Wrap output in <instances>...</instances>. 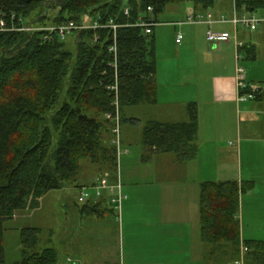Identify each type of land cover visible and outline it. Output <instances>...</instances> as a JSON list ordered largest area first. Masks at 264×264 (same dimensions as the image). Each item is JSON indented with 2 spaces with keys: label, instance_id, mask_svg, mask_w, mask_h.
<instances>
[{
  "label": "trees",
  "instance_id": "16d2710c",
  "mask_svg": "<svg viewBox=\"0 0 264 264\" xmlns=\"http://www.w3.org/2000/svg\"><path fill=\"white\" fill-rule=\"evenodd\" d=\"M176 2H191L196 11H207L214 10L218 0H0V14L9 24L11 13L35 25L90 23L96 18L121 24L117 40L122 113L127 106L158 100L154 32L146 34L143 27L127 24L141 17L158 23L166 6ZM238 7L259 13L264 0H238ZM99 33L94 42L92 30L67 40H45L39 32H0V264H59V251L41 246L42 229L32 226L21 230V258L7 263L5 223L19 211L38 208L50 190L75 183L85 159L112 171L117 167L114 122L107 118L117 110L115 91L109 88L115 81L108 50L113 33ZM196 127V111L188 122L151 121L144 130V144L187 160L195 154L190 144ZM200 185L202 241L238 246L240 195L253 184L224 180ZM244 243L246 264L249 258L250 264H264V242Z\"/></svg>",
  "mask_w": 264,
  "mask_h": 264
},
{
  "label": "crops",
  "instance_id": "0c3cea01",
  "mask_svg": "<svg viewBox=\"0 0 264 264\" xmlns=\"http://www.w3.org/2000/svg\"><path fill=\"white\" fill-rule=\"evenodd\" d=\"M180 7L178 3L168 9L180 17L170 22L175 27L177 60L157 61L158 100L139 104L146 105L149 116L141 147L127 131L123 136L125 147L131 152L137 146L141 154L137 161H127V168L132 170L126 178H120L128 195L122 219L106 201L78 200L80 187L104 177L102 170L97 178H91L93 165L81 177L77 175L79 180L72 186L76 193L66 204V259L59 264H235L239 245L202 241V181L252 183L240 195L241 241L264 242V96L238 101L234 42L213 45L206 40L207 24H178L196 12L193 5L182 12ZM212 11L217 16L230 14V0H218ZM259 14L264 17V10ZM163 25L165 22L159 21L154 27L155 38L157 28ZM212 27L230 34L234 31L230 23ZM180 30L184 39L177 43ZM239 38L245 42L242 52L248 67L258 68V72L248 71V81L263 85L264 64L260 65V59L261 53L264 57V23L253 31L240 29ZM192 111L197 112L196 146L190 144L195 149L193 156L179 160L174 152H155L144 144L149 122H188ZM120 121L122 130V113ZM131 122L134 129L140 125L137 117ZM86 175L88 180L82 181ZM113 176L111 180L115 181ZM36 210L39 207L28 210L31 215L24 210L20 216H35Z\"/></svg>",
  "mask_w": 264,
  "mask_h": 264
},
{
  "label": "built area",
  "instance_id": "2783aa9c",
  "mask_svg": "<svg viewBox=\"0 0 264 264\" xmlns=\"http://www.w3.org/2000/svg\"><path fill=\"white\" fill-rule=\"evenodd\" d=\"M232 1V10L230 15L220 14L215 15L212 10L207 11H196L190 13L186 20L178 24L191 23V24H207L209 28L206 31V40L214 45L228 43L230 41L234 42L236 54H235V82L237 89V99L240 102L248 101L251 99H256L258 94L262 93L264 86L262 84H255L248 81L247 78V68L244 64V54L242 48L245 47V42L239 38L240 29L256 30L262 23H264V17H262L257 12L251 11H241L238 7V0ZM153 10L149 7V11ZM125 14L130 15L129 7H126ZM10 24L0 14V32L2 31H27V32H39L41 33L43 39L50 40L54 36H59L60 39L66 40L68 37L72 36L74 33L84 30H92L94 32V42L100 39L99 31L102 29H110L113 33V39L108 46V50L111 54L112 61L110 66L115 70V81L109 88L115 91V104L117 107L115 115L108 114L107 118L114 122V127L112 129V144L116 147L117 162L120 165V157L122 154H128V149L122 148V137L120 130V109H119V83H118V40H117V29L122 26L116 23L114 20H101L100 18L94 19L92 22H77L75 20H67L57 25H43V24H28L20 17H17L15 13L10 14ZM230 23L234 27L233 34L226 31L215 30L212 26L214 24ZM158 23L153 21L144 20L141 17L134 24L144 28L146 34H151L153 27ZM184 39V34L181 31L177 32L176 42L181 43ZM128 195L125 193L122 181L119 178L116 181L111 180L110 173H105L104 177L100 178L98 181L82 185L79 189L78 200L81 203H86L88 201H93L95 203L106 201L110 204L112 209L115 211L116 216L119 220L122 219V208ZM248 247L242 242L241 245V255L235 261V264H246V253Z\"/></svg>",
  "mask_w": 264,
  "mask_h": 264
},
{
  "label": "rangeland",
  "instance_id": "374dc122",
  "mask_svg": "<svg viewBox=\"0 0 264 264\" xmlns=\"http://www.w3.org/2000/svg\"><path fill=\"white\" fill-rule=\"evenodd\" d=\"M227 1L228 0H224ZM231 2V8H232V1ZM180 3V11H184L185 7L192 5L191 2H176V3H170L166 6L164 12L159 16V20L161 22H165L166 25H163L159 28H157V39H156V58L157 61L160 60L161 62L171 59L176 61L175 52L178 48V45L175 44V27L171 25L170 22L174 20H178L180 17L179 15L174 14L173 12H169V7H173L174 5ZM232 10V9H231ZM180 13V12H179ZM231 13V11H230ZM230 15V14H228ZM65 22V21H63ZM49 25H57V24H49ZM183 34L184 32L180 30ZM206 36V34H205ZM69 39V37L67 38ZM66 39V40H67ZM242 40V39H240ZM243 41V40H242ZM208 44L210 47H212L211 44ZM214 45V44H213ZM260 65L264 64V57L263 53H261V59H260ZM247 68V74L248 71L250 72H258V68H250L249 63L247 64L246 59L244 58L243 61ZM252 69V70H251ZM161 82V81H160ZM134 114V115H133ZM137 117V119L140 121V125L137 126L134 129V126H131V118ZM148 113H147V107L146 105H139L137 107L127 106L122 110V130H121V124H120V130H121V137H122V148L128 149V154H122L120 157V165L119 162H117V167L114 169V171L109 170L106 167L101 166L100 164L94 163L92 160L85 159L82 161L79 174L88 172L90 168H93L92 170L95 171V173L92 175L91 178H97L99 176L100 170L104 173H114L115 181L119 178H121V175L126 178V175H128L129 171L132 169L130 167L127 168V161L130 159L132 160H138L140 159V150L137 149L138 147H141V140H142V131L144 126L146 125L148 121ZM126 131L128 132L129 138H131L132 141L137 142L135 149H132L130 152V149L128 147H125L123 136L125 135ZM113 135V134H112ZM140 152V154H139ZM93 165V166H92ZM100 169V170H99ZM91 170V169H90ZM100 171V172H102ZM81 177V175H80ZM87 177V178H86ZM85 178L82 177V181L88 180L89 175H86ZM129 178V177H127ZM79 180V179H78ZM90 180V179H89ZM73 184H71L69 187L64 188H57L52 189L41 199L39 210H36V215L32 217H26L23 218V216H20V214H24L25 212L32 214V211H19L17 212V216L19 217L14 218L12 220H9L5 223V232H4V239H5V256L7 263H13L21 258V230L24 227L33 225H38L42 228V233L40 234L41 238V246L44 248L46 247H54L57 248L60 254V260L63 259L65 261L66 259V250H65V214H66V207L67 202H71L76 190L72 187ZM67 188V189H66ZM26 215V214H25ZM241 245L242 242L239 244V256L241 255Z\"/></svg>",
  "mask_w": 264,
  "mask_h": 264
}]
</instances>
